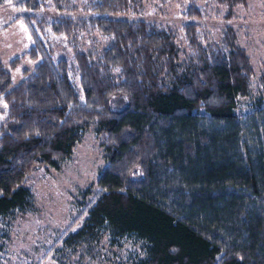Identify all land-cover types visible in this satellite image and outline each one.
Listing matches in <instances>:
<instances>
[{"label": "trees", "instance_id": "1", "mask_svg": "<svg viewBox=\"0 0 264 264\" xmlns=\"http://www.w3.org/2000/svg\"><path fill=\"white\" fill-rule=\"evenodd\" d=\"M145 1L87 0L84 16L48 19L71 0H0L29 37L0 61V249L12 215L33 212L35 175L72 159L93 125L105 164L46 256L85 264L107 231L138 241L130 264H264V73L240 116L254 71L232 27L209 40L205 5L189 1L175 28L137 17ZM246 1L213 0L228 19Z\"/></svg>", "mask_w": 264, "mask_h": 264}, {"label": "rangeland", "instance_id": "2", "mask_svg": "<svg viewBox=\"0 0 264 264\" xmlns=\"http://www.w3.org/2000/svg\"><path fill=\"white\" fill-rule=\"evenodd\" d=\"M86 1L71 0L70 6L73 8L65 12L49 7L43 12V17L53 19L60 14H70L75 18L84 16ZM189 1L146 0L143 13L137 17L180 28L183 23L180 10ZM194 1L206 6L204 19L200 21L203 34L217 42L222 30L231 26L236 34L237 45L245 49L250 59L254 71L250 94L241 98L237 106V113L245 116L253 111L252 103L259 96L258 80L264 73V0H247L243 5L234 6L229 19L226 17L225 5L213 0ZM17 12L11 3H0V61H8L25 51L29 43L27 31L20 21L7 24ZM95 39L101 47L104 46L98 34ZM54 49L59 55L69 56L71 52L62 40L54 41ZM29 63L32 61L28 59L22 62L23 65ZM15 74L13 80L17 81ZM104 164L105 156L98 145L96 130L93 125H88L80 131L72 159L60 161L58 168L40 170L35 175L30 185L33 212L12 215L10 218L6 226V238L0 249V263L58 264L53 256L61 255L62 250L53 251L48 256L46 252L59 236L68 231L71 218L82 208L79 200L83 192L93 191L99 170ZM89 199L86 196L85 202ZM138 255H141V248L133 237L119 236L113 240L106 231L97 246L96 259L89 261L86 257L84 261L88 260L85 264H130Z\"/></svg>", "mask_w": 264, "mask_h": 264}]
</instances>
